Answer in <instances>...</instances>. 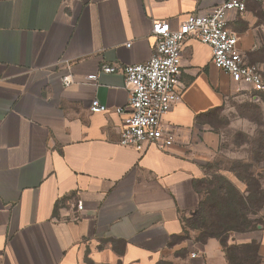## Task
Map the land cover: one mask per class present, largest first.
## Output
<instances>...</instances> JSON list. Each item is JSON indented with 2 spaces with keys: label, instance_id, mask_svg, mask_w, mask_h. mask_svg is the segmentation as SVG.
I'll return each mask as SVG.
<instances>
[{
  "label": "crops",
  "instance_id": "crops-1",
  "mask_svg": "<svg viewBox=\"0 0 264 264\" xmlns=\"http://www.w3.org/2000/svg\"><path fill=\"white\" fill-rule=\"evenodd\" d=\"M224 1L0 0V264H230L219 245L184 238L203 200L199 165L217 143L207 118L233 86L210 48L183 44L165 150L119 144L115 109L128 91L121 74L99 72L147 62L154 21L177 29ZM253 2L227 14L250 56L264 43ZM94 100L106 112H90ZM252 241L264 264V229Z\"/></svg>",
  "mask_w": 264,
  "mask_h": 264
},
{
  "label": "built area",
  "instance_id": "built-area-1",
  "mask_svg": "<svg viewBox=\"0 0 264 264\" xmlns=\"http://www.w3.org/2000/svg\"><path fill=\"white\" fill-rule=\"evenodd\" d=\"M198 1V0H191ZM247 0H226L206 14H188L177 29L167 21H154L151 34L153 53L145 63L134 65L103 64L99 72L119 73L124 78L129 100L125 107L115 109L122 117L119 144L142 151L145 144L165 150L176 141V134L163 124L164 116L179 101L176 88L181 70V50L190 38H195L211 51V63L240 88H250L264 94V80L259 65L250 63L249 53L240 49L238 38L227 26V14L246 12ZM97 75L86 80L96 82ZM63 84L71 83L69 77ZM92 113H104L106 107L92 101ZM78 209L81 207L78 205Z\"/></svg>",
  "mask_w": 264,
  "mask_h": 264
},
{
  "label": "rangeland",
  "instance_id": "rangeland-1",
  "mask_svg": "<svg viewBox=\"0 0 264 264\" xmlns=\"http://www.w3.org/2000/svg\"><path fill=\"white\" fill-rule=\"evenodd\" d=\"M253 1L256 25L264 28V0ZM249 61L259 65L264 80V43L259 41ZM207 121L217 143L207 161L199 165L201 176L196 183L206 209L217 207L222 211L218 216L220 226L205 232L200 211L187 221L184 238L201 248L239 247L248 238L255 240L264 229V205L251 206L256 197L255 183L264 191V94L233 84L223 108L211 113ZM231 187L235 192H231ZM231 193L248 199L247 209L239 212V217L234 206L227 205Z\"/></svg>",
  "mask_w": 264,
  "mask_h": 264
},
{
  "label": "trees",
  "instance_id": "trees-1",
  "mask_svg": "<svg viewBox=\"0 0 264 264\" xmlns=\"http://www.w3.org/2000/svg\"><path fill=\"white\" fill-rule=\"evenodd\" d=\"M218 111V110H216ZM215 111V112H216ZM248 178V177H247ZM250 179V178H248ZM234 191L233 187H231V192ZM235 192V191H234ZM253 194H256L255 200H253L252 205L260 203V205H264V191L261 189L258 183H255L254 192ZM248 199L242 196H239V194H232L230 197V201L227 205L234 206L235 215L239 217L238 213L243 212L247 209L245 206L248 202H246ZM203 214L204 217V225L203 230L207 233H210L212 228L219 227L220 223L218 220L219 214H221L222 211L217 210V207L212 209H206L205 204L203 203V200L200 204L199 212ZM226 253L227 259L229 260L230 264H259L260 258L258 256V244L256 242H252L250 244L241 245L239 247H229L226 246L222 247Z\"/></svg>",
  "mask_w": 264,
  "mask_h": 264
}]
</instances>
